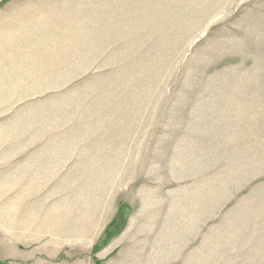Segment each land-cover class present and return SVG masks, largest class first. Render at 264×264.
Listing matches in <instances>:
<instances>
[{"label":"rangeland","instance_id":"374dc122","mask_svg":"<svg viewBox=\"0 0 264 264\" xmlns=\"http://www.w3.org/2000/svg\"><path fill=\"white\" fill-rule=\"evenodd\" d=\"M0 264H264V0H0Z\"/></svg>","mask_w":264,"mask_h":264}]
</instances>
